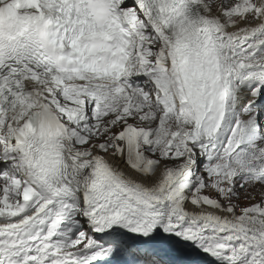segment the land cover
Returning a JSON list of instances; mask_svg holds the SVG:
<instances>
[{"label":"snow or ice","instance_id":"6c2138e0","mask_svg":"<svg viewBox=\"0 0 264 264\" xmlns=\"http://www.w3.org/2000/svg\"><path fill=\"white\" fill-rule=\"evenodd\" d=\"M0 264H264V0H0Z\"/></svg>","mask_w":264,"mask_h":264}]
</instances>
